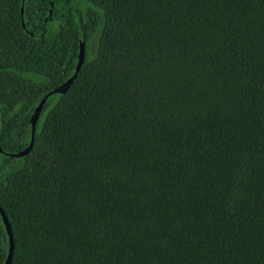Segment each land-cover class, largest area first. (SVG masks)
Listing matches in <instances>:
<instances>
[{"label":"trees","instance_id":"obj_1","mask_svg":"<svg viewBox=\"0 0 264 264\" xmlns=\"http://www.w3.org/2000/svg\"><path fill=\"white\" fill-rule=\"evenodd\" d=\"M0 155L10 264H264V0H0Z\"/></svg>","mask_w":264,"mask_h":264},{"label":"water","instance_id":"obj_2","mask_svg":"<svg viewBox=\"0 0 264 264\" xmlns=\"http://www.w3.org/2000/svg\"><path fill=\"white\" fill-rule=\"evenodd\" d=\"M79 50H78V56H77V64L76 67L74 69V73L73 75L67 80L65 81L63 84L59 85L58 87L54 88L53 91L50 92V94H54V93H59V94H63L67 91V89L69 88V86L71 85V83L73 82V80L76 78L82 64L84 61V42L82 40L79 41ZM47 99V96L44 97L39 104L36 106V108L34 109L31 118H30V124H31V140L29 145L21 152L15 153V154H11V156L14 157H22L26 154H28L31 150L32 147V143H33V137H34V132H35V125L36 122L38 120L40 111L45 103ZM0 216L2 218V222L3 225L6 229L7 235H8V239H9V250H8V255L7 258L5 260V262L3 264H10L11 262V258H12V253H13V243H12V234H11V229H10V225L8 223L7 217L4 214L3 210L0 208Z\"/></svg>","mask_w":264,"mask_h":264},{"label":"rangeland","instance_id":"obj_3","mask_svg":"<svg viewBox=\"0 0 264 264\" xmlns=\"http://www.w3.org/2000/svg\"><path fill=\"white\" fill-rule=\"evenodd\" d=\"M3 157V155H0V158Z\"/></svg>","mask_w":264,"mask_h":264}]
</instances>
